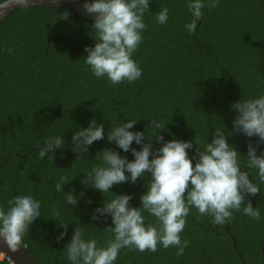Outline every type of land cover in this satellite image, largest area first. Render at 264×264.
Returning a JSON list of instances; mask_svg holds the SVG:
<instances>
[{
    "label": "trees",
    "instance_id": "16d2710c",
    "mask_svg": "<svg viewBox=\"0 0 264 264\" xmlns=\"http://www.w3.org/2000/svg\"><path fill=\"white\" fill-rule=\"evenodd\" d=\"M187 5L188 0H149L143 40L132 57L142 75L131 83L112 84L106 76L93 75L84 51L95 44L93 21L69 9L24 7L0 21V207L6 210L9 200L23 194L40 202L41 216L23 241L37 264H71L64 248L77 226L84 227L85 239H96L103 247L112 238L106 229L112 226L111 217L92 221L91 216L104 200L113 198L111 193L129 194V206H140L150 173L135 183L114 185L111 193L81 184L85 173L101 163L95 157L105 148L134 159L131 151L123 152L107 140L111 127L131 119L137 122L129 130L145 131L149 140L150 122L156 119L165 123L166 130L160 132L164 141H193V148L186 150L190 158L195 155L194 138L203 144L211 141L215 129L232 133L228 143L260 189L255 196H246L245 203L258 207L261 219L257 222L241 210L217 225L193 207L181 233L188 241L183 256L176 257L173 247L158 246L156 253L124 248L114 264H242L240 258L244 264H263L264 182L256 169H245L247 146L258 138L232 132L236 113L230 105L264 95V0H216V7L204 9L192 32L185 27L193 19ZM165 7L168 21L161 25L155 17ZM64 10L70 13L68 19L58 20ZM91 121L103 124L104 139L76 161L71 136ZM56 136L63 137L66 147L54 153L53 161L47 156L40 159L44 141ZM161 146L152 140L154 149ZM131 147L140 150L135 142ZM262 150L264 143L256 154ZM62 176L70 180L63 193L73 189V195L85 193L76 206L67 205L63 193L55 192ZM53 209L59 212L56 220ZM143 215L146 224L155 223L149 213ZM61 223H68L67 235L57 241ZM0 264L10 262L0 256Z\"/></svg>",
    "mask_w": 264,
    "mask_h": 264
},
{
    "label": "clouds",
    "instance_id": "9594fccd",
    "mask_svg": "<svg viewBox=\"0 0 264 264\" xmlns=\"http://www.w3.org/2000/svg\"><path fill=\"white\" fill-rule=\"evenodd\" d=\"M17 5L31 6L32 0H3L0 15ZM82 7L86 14L94 17L95 44L84 49L87 53L85 63L93 75L97 78L106 76L112 84L139 79L142 69L132 57L143 40L142 32L146 29L143 16L149 10V0H84ZM187 7L193 19L185 27L192 32L204 9L216 7V0H208L207 4L204 0H188ZM69 15L68 10H64L57 19L66 20ZM155 19L161 25L166 24L168 9L163 8ZM230 108L236 113L232 132L258 138L255 145L249 142L247 146L245 169H256L259 180L264 182V150L260 155L256 154L259 145L264 143V95L240 99ZM136 122L137 119L127 120L111 127L107 133L109 143H114L123 152L131 151L134 159L129 161L119 152L105 148L95 157L101 163L85 173L81 184L102 194L111 193L109 190L114 185L135 183L150 173L147 191L140 196L139 207L129 206L131 195L111 193L113 198L104 200L103 205L94 210L92 221L111 217L112 226L106 229L112 238L107 239L103 247L98 246L96 239L84 238V227H75L70 242L64 248L71 264H114L124 248L138 253H156L158 246L164 249L173 247L176 257H181L188 247V241L182 240L181 233L193 207L200 215L211 216L217 225L233 219V212L241 210L244 215L260 221L259 208H254L251 201L245 203L246 196H255L260 189L249 178V171L242 170L241 155L228 143L232 133L226 135L223 129H215L211 141L203 144L194 138L195 155L190 158L186 150L193 148V141H164L160 132L166 130L165 123L156 119L150 122L152 139L149 140L145 131L129 130ZM101 139H104L103 124L91 121L88 127L78 128L71 136V151L76 161L87 156L89 146ZM153 139L162 142L159 149L152 147ZM133 142L140 146L139 151L131 147ZM63 147H66L63 137H50L40 147L38 156L40 159L47 156L53 161L54 153ZM69 181L68 177L62 176L55 185V192L63 193V187ZM74 191L63 193L67 205L76 206L78 200L85 196L83 191L78 196L73 195ZM86 203L91 204V200ZM144 212L153 216L155 223L146 224ZM40 216L41 204L31 194L14 196L8 201L6 210L0 207V242L10 251H18L30 225ZM51 216L56 220L59 212L53 209ZM59 226L63 231L57 241L67 235L68 223Z\"/></svg>",
    "mask_w": 264,
    "mask_h": 264
},
{
    "label": "water",
    "instance_id": "95a60500",
    "mask_svg": "<svg viewBox=\"0 0 264 264\" xmlns=\"http://www.w3.org/2000/svg\"><path fill=\"white\" fill-rule=\"evenodd\" d=\"M3 3V2H2ZM83 2L80 0H32L31 7H47V8H64L69 9L75 13H77L79 16H81L83 19L91 20L93 21L94 17L93 15L86 14L83 10ZM30 7V6H27ZM24 8L20 6H13L9 8L3 15H0V21L8 16L11 12ZM225 231L228 232V227L225 225L224 227ZM233 245L236 248V244L234 239L232 238ZM261 253L263 258V264H264V239L261 244ZM0 256L4 257L10 264H37L35 260L30 256L28 253L26 247L22 245V247L18 251H10L8 247L3 244V242H0ZM241 263H243L242 258H240Z\"/></svg>",
    "mask_w": 264,
    "mask_h": 264
}]
</instances>
